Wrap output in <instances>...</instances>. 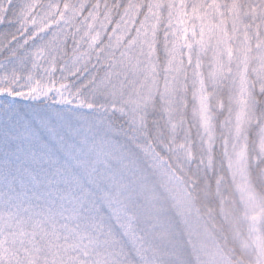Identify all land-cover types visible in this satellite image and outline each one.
Returning a JSON list of instances; mask_svg holds the SVG:
<instances>
[{
  "label": "snow or ice",
  "instance_id": "1",
  "mask_svg": "<svg viewBox=\"0 0 264 264\" xmlns=\"http://www.w3.org/2000/svg\"><path fill=\"white\" fill-rule=\"evenodd\" d=\"M247 9L264 22V0ZM225 10L245 5L0 0V264H177L140 204L150 170L171 179L154 66ZM256 51L264 95V39ZM256 167L264 181V141ZM238 190L254 225L264 196Z\"/></svg>",
  "mask_w": 264,
  "mask_h": 264
},
{
  "label": "rangeland",
  "instance_id": "2",
  "mask_svg": "<svg viewBox=\"0 0 264 264\" xmlns=\"http://www.w3.org/2000/svg\"><path fill=\"white\" fill-rule=\"evenodd\" d=\"M225 11L229 14L218 15L219 22L206 19L202 28L198 26L202 42L190 34L191 44L174 45L166 62L154 66L153 91L166 117L165 140L159 151L165 153L161 159L171 179L150 170L140 204L158 242H171L177 264H234L226 254L222 233L216 243L212 229L203 225L205 219L195 207V187L202 180L200 189L209 197L207 182L214 180L225 231L245 252L252 248L232 211L236 205L244 213L238 185L251 182L257 194L264 196V181L258 179L261 173L256 175L257 152L264 141V95L251 89L264 24L260 31L244 33L241 16ZM227 24L235 30L231 39ZM263 214L257 210L256 220ZM256 264L261 263L257 260Z\"/></svg>",
  "mask_w": 264,
  "mask_h": 264
},
{
  "label": "trees",
  "instance_id": "3",
  "mask_svg": "<svg viewBox=\"0 0 264 264\" xmlns=\"http://www.w3.org/2000/svg\"><path fill=\"white\" fill-rule=\"evenodd\" d=\"M235 2L237 4L245 5V10L239 14L242 18V20L239 21L240 25L243 28L241 31L244 33H248L249 29H257L260 31V26L261 24H264V22H259L256 20V15L258 10L257 12H249L247 9V5L249 3H252L253 0H235ZM223 14L226 15L229 13L225 11ZM226 29H228V32L226 33H228L231 39V36L235 34V30L233 31L229 27V25ZM230 42L231 41H227V43ZM259 172H260L259 169H257L256 175H258ZM198 181L199 180H195V182ZM204 181L205 180H202L201 184H199V187H195L198 192L197 196H195V207L199 212L200 216L205 219L203 220L204 222L203 225L204 226L208 225L212 229L215 242L216 243L219 242L218 233L221 232L223 236V244L225 245V248L228 251L226 252V254L229 253L228 255L230 256L234 264H237L238 261L240 264H256L257 260L260 261L261 264H264V252H263L264 251V214L261 217H259L253 225L248 220L244 219L243 211L238 210L237 209L238 207L236 205L233 206L232 211L236 219L239 231L241 235L244 238H246L250 243L252 252H245L240 250V247L232 243L231 238L227 234L228 232L225 231L226 226L222 221L221 217L219 216L220 207H219V200L214 196V191H215L214 180H209L210 182H207L209 186L206 190L210 192L211 195L210 197L203 196V192L200 189V187H203ZM259 189H261L260 192L262 193V187L259 186L258 190Z\"/></svg>",
  "mask_w": 264,
  "mask_h": 264
}]
</instances>
